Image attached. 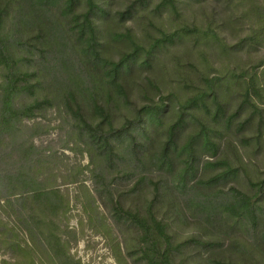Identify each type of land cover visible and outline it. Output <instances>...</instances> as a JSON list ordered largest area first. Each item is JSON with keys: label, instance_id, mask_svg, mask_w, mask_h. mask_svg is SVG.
Segmentation results:
<instances>
[{"label": "trees", "instance_id": "trees-1", "mask_svg": "<svg viewBox=\"0 0 264 264\" xmlns=\"http://www.w3.org/2000/svg\"><path fill=\"white\" fill-rule=\"evenodd\" d=\"M232 1L228 0L229 3ZM182 2L131 0L124 10L115 11L113 7L116 0H0V65L4 70V82L0 85V248L11 258L1 264H82L71 256L68 241L65 240L67 229L64 230L59 223L68 213L70 202L57 184L53 165L59 157L36 147L34 136L40 128L27 127L25 120L44 116L55 104L67 106L80 140L91 148L90 158L93 162L96 158L100 159L98 177L104 182L107 178L106 169L116 168L123 161L119 144L125 138L130 139L131 152L139 163L146 167L148 164L154 165L152 158L141 156L144 146L138 143V136L146 123L155 120L162 108L145 105L137 110V118L128 119L116 127L112 108L107 102L115 101V97L129 100L126 77L143 65L150 64L158 50L170 44L184 43L189 38L201 42L202 38H216L217 35L210 23L204 28L197 23L181 22L171 31L157 28L158 36L147 41L137 37L133 27L122 32L119 25L141 13L151 25L155 22V15L161 16L166 11L182 18ZM228 2L226 10L231 14L235 11L230 12ZM241 5L247 6L244 17L250 16L253 26L236 47L257 50L264 46V3L238 0L236 10ZM230 14L227 16L234 19V15ZM9 19L11 25L7 31ZM30 33L35 34L34 40L27 38ZM110 41L127 43V50L118 60L106 55ZM24 49L31 54V62L37 67L31 73L22 66L21 54ZM258 66L252 75L245 72L240 75L244 78L245 93L243 104L235 114L228 115L226 105L220 101L221 97L214 89L211 93L203 92L192 97L183 105L180 118L170 129L168 142L161 153L160 168H165L167 173L175 170L171 152L180 148L177 129L183 127L187 112L200 102H205L210 95L217 104L216 119L228 127L233 125L235 118L246 107L252 108L253 112L248 120L239 125L242 130L251 125L254 116L259 114L261 124L257 139L258 142L261 140L264 115L253 98L257 97L264 103V72L260 76L256 72ZM216 83L211 82L214 88ZM38 87L47 91L42 99L36 98L25 106L17 103L23 94L35 95ZM82 98L92 101L94 115L100 118L98 122L86 117L81 105ZM200 128L181 147V152L188 154L184 161L186 167L179 174L181 189L187 186L186 176L196 170L200 151H209L212 158L219 153V146L212 140L207 127L201 125ZM209 164L224 165L227 169L206 181H200L207 188H212L236 172L225 161ZM164 182L160 180L155 184L156 198L143 210L126 208L120 199L121 195L114 200L115 189L112 185L106 187L112 198V214L116 223L136 234L133 242L127 246L130 255L136 258V264H187V260L181 257L190 251L192 242L210 248L211 253L218 257L220 242L195 239L175 241L169 232L170 224L157 214L156 203L161 189L167 191V183L161 186ZM142 183L143 180L135 190ZM253 185L257 188L255 195L250 196L232 188L230 193L219 191L204 195V204L212 206L220 200L216 215L220 216L225 210L238 216V220L249 219L256 225L260 201L264 197V180ZM96 192L100 195L103 193L99 189ZM224 198L229 200L224 202Z\"/></svg>", "mask_w": 264, "mask_h": 264}, {"label": "rangeland", "instance_id": "rangeland-1", "mask_svg": "<svg viewBox=\"0 0 264 264\" xmlns=\"http://www.w3.org/2000/svg\"><path fill=\"white\" fill-rule=\"evenodd\" d=\"M130 1L116 0L113 9L124 10ZM233 1L183 0L182 18L166 11L161 16L155 15V22L151 25L141 13L119 25L122 32L133 27L137 37L147 41L158 36L157 28L171 31L181 22L197 23L204 28L210 23L217 35L216 38H202L201 42L189 38L184 43L170 44L158 50L150 64L143 65L126 77L129 100L115 97V101L107 102L112 108L116 127L128 119L137 118V110L145 105L162 108L161 113L154 121L146 123L138 136V143L144 146L141 156L152 158L153 166L148 164L146 167L139 163L131 152L130 139L125 138L119 144L123 161L116 168L106 169L104 182L98 177L100 159L96 158L93 162L90 158L91 148L80 140L67 106L54 103V107L48 109L44 116L24 121L27 127L40 128L34 136L36 147L59 157L53 165L57 184L70 201L68 213L59 223L64 230L67 229L65 240L68 241L71 256L82 264H136V258L127 249L136 234L116 223L112 214V198L106 187L112 185L115 189L114 200L121 195L126 208L143 210L156 198L155 184L160 180H165L161 186L167 183V191L161 189L156 203L157 214L170 224L169 232L175 241L195 239L221 243L216 257L210 248L192 242L190 251L181 257L187 260V264H217V260L264 264V197L260 201L256 225L249 219L238 220V216L225 210L220 216L216 215L220 200L212 206L205 205L203 201L206 194L219 191L230 193L232 188L250 196L257 193L253 183L264 180V124L261 125L263 132L258 142L259 114L254 116L251 125L242 130L239 125L248 120L253 112L252 108L246 107L228 127L216 119L217 104L210 95L205 102H200L187 112L183 127L177 129L180 148L171 152L175 170L167 173L165 168H160L161 153L168 142L170 129L178 122L183 105L189 99L203 92L211 93L214 89L220 95V101L226 105L228 115L235 114L243 104L245 93L244 78L240 75L244 72L252 75L258 65L256 72L260 76L264 72V46L257 50L236 47L248 35L253 22L250 16L244 17L247 6H238L236 10L238 0ZM227 2L231 7L230 12L235 11L231 13L234 19L227 16L230 14L226 10ZM254 2L264 3V0ZM10 25L11 19L7 31ZM34 35L30 33L27 38L34 40ZM126 50L127 43L110 41L106 55L118 60ZM21 55L24 70L31 73L37 69L26 49ZM3 76L4 70L0 65V85L4 82ZM212 81H217L215 88ZM45 91V88L38 87L35 95L23 94L17 103L29 105L36 98L42 99ZM253 98L264 115V103L257 97ZM81 102L86 117L98 122L100 118L94 115L92 101L82 98ZM201 125L207 127L212 140L219 146V153L212 158L209 151H200L196 170L186 176L187 186L181 189L179 174L186 167L184 161L188 158V154L181 152V147L201 130ZM217 161L229 163L236 172L212 188L201 185L200 181H206L227 169L224 165L209 164ZM141 180L143 183L135 190ZM96 189L103 193L100 195ZM227 200L224 198V202ZM4 260L10 261L11 258L0 248V264Z\"/></svg>", "mask_w": 264, "mask_h": 264}]
</instances>
